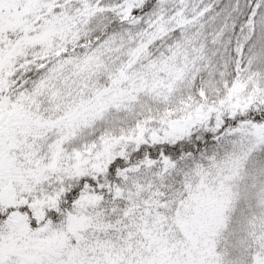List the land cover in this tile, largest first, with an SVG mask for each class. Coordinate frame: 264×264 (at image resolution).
<instances>
[{
  "label": "snow or ice",
  "instance_id": "snow-or-ice-1",
  "mask_svg": "<svg viewBox=\"0 0 264 264\" xmlns=\"http://www.w3.org/2000/svg\"><path fill=\"white\" fill-rule=\"evenodd\" d=\"M0 264H264V0H0Z\"/></svg>",
  "mask_w": 264,
  "mask_h": 264
}]
</instances>
